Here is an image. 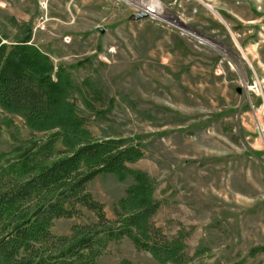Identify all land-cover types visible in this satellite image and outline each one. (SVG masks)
<instances>
[{
  "label": "rangeland",
  "instance_id": "1",
  "mask_svg": "<svg viewBox=\"0 0 264 264\" xmlns=\"http://www.w3.org/2000/svg\"><path fill=\"white\" fill-rule=\"evenodd\" d=\"M141 1L157 2L159 14L134 20V0H0L4 43L29 34L53 73L69 76L89 134L143 152L128 166L151 177L153 241L176 252L124 237L97 264H264V0ZM49 132L0 106V167L14 147ZM126 175L87 185L110 219L126 212ZM78 207L51 231L69 235L94 219Z\"/></svg>",
  "mask_w": 264,
  "mask_h": 264
},
{
  "label": "trees",
  "instance_id": "2",
  "mask_svg": "<svg viewBox=\"0 0 264 264\" xmlns=\"http://www.w3.org/2000/svg\"><path fill=\"white\" fill-rule=\"evenodd\" d=\"M8 39L0 35V106L32 129L51 132L31 135L0 167V264H97L107 243L124 237L172 257L174 248L153 241L160 236L150 220L159 206L153 181L128 166L143 152L124 138L90 135L75 112L69 76L62 69L53 73L47 54L29 44V34L9 45ZM59 139L62 148L55 146ZM104 173L132 177L120 199L126 212L115 209L117 219L108 218L87 189ZM78 206L94 219L74 224L69 235L53 233L55 219L81 215Z\"/></svg>",
  "mask_w": 264,
  "mask_h": 264
},
{
  "label": "bare ground",
  "instance_id": "3",
  "mask_svg": "<svg viewBox=\"0 0 264 264\" xmlns=\"http://www.w3.org/2000/svg\"><path fill=\"white\" fill-rule=\"evenodd\" d=\"M134 3L136 6L140 7L142 11L144 10L145 12H147L148 15L150 14L158 15L159 14L160 5L157 2L145 3L141 0H134ZM262 108H264V105L262 106Z\"/></svg>",
  "mask_w": 264,
  "mask_h": 264
},
{
  "label": "water",
  "instance_id": "4",
  "mask_svg": "<svg viewBox=\"0 0 264 264\" xmlns=\"http://www.w3.org/2000/svg\"><path fill=\"white\" fill-rule=\"evenodd\" d=\"M148 16V13L145 12V11H141L140 13L136 14L133 16V19L134 20H140V19H144V18H147Z\"/></svg>",
  "mask_w": 264,
  "mask_h": 264
}]
</instances>
